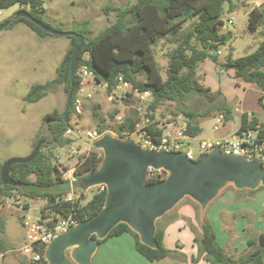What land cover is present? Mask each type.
I'll return each instance as SVG.
<instances>
[{"label":"trees","instance_id":"16d2710c","mask_svg":"<svg viewBox=\"0 0 264 264\" xmlns=\"http://www.w3.org/2000/svg\"><path fill=\"white\" fill-rule=\"evenodd\" d=\"M224 3L225 0H136L125 6L106 5L105 12L109 13L110 10H114L115 18L98 34H92L89 21H85L86 25L83 28L85 30L74 29L83 34L85 39L79 56V66L86 65L93 72L94 79L98 83L106 85L109 93L119 85V77L122 76L132 84L133 88L142 93L151 94L153 99L150 112H148L149 122L142 130L146 131L154 140H159L164 134V128L160 126L159 121H154V119L157 107L165 102L179 104V109L188 119L187 134L194 138L203 131L200 125L201 117L223 112L224 122L233 118V108L221 101L222 92L212 91L198 79V70L206 58L212 59L224 70H235L237 78L254 83L264 91V38L254 51L246 55L233 57L230 54L225 61L219 59L220 45L227 43L232 37V31L224 29L223 16L226 11L230 12L233 8L226 10ZM15 4L30 5L31 8L28 11L35 18L49 24L43 18L44 0H0V10ZM190 20L193 21L192 25L185 28V22ZM20 21L25 22L41 37L50 34L35 22L22 16L6 28H10ZM261 25H264V7L255 6L249 13V27L256 30ZM168 36L178 37L177 46L165 53L169 58V63L167 77L164 79L156 61L154 45L160 39ZM70 38V47L57 68L56 77L45 83H34L25 96L27 101L40 100L56 84L65 88L68 99L71 86L70 63L78 46V39ZM86 54L88 57L85 56ZM80 79L77 73L68 121H65L64 111H60L58 108L47 113L44 116V126L48 128L50 139L43 144L39 155L30 162L11 165L10 175L20 185L13 186L3 183L1 177L3 163L0 164V233H4L6 222L1 206L15 194L43 199L45 201L42 207L43 215L53 211L65 212V214L72 212L80 221L94 216L104 206L107 189H98L87 202H83L85 197L83 189L78 203L72 204L65 201L69 189L63 179V170L60 168V164L54 160L53 151L46 150L51 146L64 147L73 141L64 133L72 127L71 117L75 112L74 101L79 90ZM130 94L132 95V93ZM192 94L200 96L199 100L203 110L198 111L187 106ZM263 99L264 97H260V103L264 106ZM139 122L140 118L135 113L123 118L115 125V129L119 136L127 137L136 131ZM257 126L260 127L259 138L264 140V126L259 118L244 112L237 133ZM98 130L104 132L103 126L99 125ZM43 135L41 129L37 140ZM103 155L101 149L93 147L88 155L79 157L78 173L83 175L97 169L102 162ZM260 188L264 189V187ZM232 189L235 190L233 187ZM256 190L247 191L255 192ZM190 200L200 210L199 205L192 199ZM29 207V204L26 203L25 208ZM163 217L158 221L156 248L143 244L139 235L126 223L116 225L107 238L100 239L99 242L102 244L111 237L129 233L134 237L136 250L153 264L173 253L164 244L165 229L162 219L165 217ZM200 228V234L196 235L194 239L198 245L199 253L192 258L193 262H197L203 257L208 264H263L264 234L254 231L251 226L248 228L250 233L248 251L237 259L233 258L218 242L216 231L207 214L204 218H201L200 215ZM5 251L6 245L3 238L0 237V253ZM21 264H28V262L21 260Z\"/></svg>","mask_w":264,"mask_h":264},{"label":"rangeland","instance_id":"374dc122","mask_svg":"<svg viewBox=\"0 0 264 264\" xmlns=\"http://www.w3.org/2000/svg\"><path fill=\"white\" fill-rule=\"evenodd\" d=\"M135 1L44 0L43 18L53 28L64 31L75 28L82 30L85 28V21H89V28L94 31L92 34L96 35L115 18L114 10H110L109 13L105 12L106 5L125 6ZM227 6L228 9H233L230 12H225L223 21L226 23L232 19V24L224 29L231 30L232 37L227 43L220 45L219 59L221 61H225L230 54L233 57H240L254 51L264 38V25L259 26L256 30L249 27L250 11L255 6L264 7V0H229ZM30 8V5L15 4L1 9L0 23L14 16L19 10H30ZM192 23V20L185 22V28H189ZM177 37L162 38L154 45L156 61L164 79L167 77L169 63V58L165 53L177 46ZM70 41L69 36L49 34L41 37L23 21L17 22L10 28L0 30V164L11 157L29 155L37 142V136L41 129L44 133L43 136H46L47 140L50 139L48 128L44 126V116L55 108L60 111L65 110L67 102L65 88L56 84L48 90L46 96L35 102L27 101L25 96L34 83H45L56 77L57 68L70 47ZM85 56L88 57V54ZM199 71V81L209 86L212 91L214 88L226 90L227 97L221 91L222 102L232 106L239 104L236 83L240 78H237L232 70H224L212 59L206 58L204 66ZM220 79L231 80L233 86L227 89ZM87 92H91L92 97H84L81 111L74 112L71 117L73 130L71 138L73 141L64 147L46 148V150L53 151L54 160L60 164L62 170L64 167L74 166L82 151L95 147L94 142L106 133L119 136L115 125L126 116L137 113L140 118V128L149 119L151 94L123 97L118 88L113 99L109 100L107 88H102L95 83L87 88ZM199 97L198 94H192L187 106L198 111L203 110ZM179 107L176 102H165L157 107L158 111H156L155 117L164 119L168 115L183 113ZM203 123L205 130L192 138L189 141V146L182 149L183 151L191 149L197 159L201 154L200 143L213 133L216 118H206ZM99 125H102L104 129L102 137L95 140L87 136L88 130L98 129ZM164 132L167 135L171 129L165 127ZM98 189V186H94L85 190L83 202L89 201ZM228 189H232V187H227L225 190ZM184 201L191 200L185 198ZM26 203L29 204L30 210L25 208ZM44 204L43 199L29 198L20 194H15L3 203L1 207L6 222L4 233H0V237L3 238L6 251L1 255L0 264H18L20 258L27 259L21 252L26 239L23 225L24 216L35 213L42 214ZM196 209L201 215L199 208ZM249 226H252L251 222ZM133 240L130 242L120 236L109 238L99 245L92 264H151L135 249ZM177 252L173 251L172 255L154 264H190L183 253Z\"/></svg>","mask_w":264,"mask_h":264},{"label":"water","instance_id":"95a60500","mask_svg":"<svg viewBox=\"0 0 264 264\" xmlns=\"http://www.w3.org/2000/svg\"><path fill=\"white\" fill-rule=\"evenodd\" d=\"M228 3L229 0H225L226 10ZM21 16L35 22L50 34L78 39L70 63L71 86L64 110L65 121H68L84 36L74 30L53 28L26 9L19 10L0 23V30ZM137 138V135L123 138L106 133L94 142V146L103 151L102 162L97 169L81 175L76 184L83 190L105 185L107 193L104 206L94 216L79 222L46 246L48 264H92L100 245L99 240L107 238L119 223L128 224L143 244L156 248L158 220L185 198L199 205L201 218H204L208 206L227 187L236 190L264 187V164L259 155L248 158L215 148L198 159H190L183 150L145 148ZM46 141V136H41L29 155L6 160L1 168L3 183L20 185L10 175L11 165L34 160ZM150 168L163 169L166 176L150 182Z\"/></svg>","mask_w":264,"mask_h":264},{"label":"built area","instance_id":"2783aa9c","mask_svg":"<svg viewBox=\"0 0 264 264\" xmlns=\"http://www.w3.org/2000/svg\"><path fill=\"white\" fill-rule=\"evenodd\" d=\"M232 24V19H229L224 26L227 28ZM77 73L80 76L79 90L74 101L75 112L81 111V105L83 98H91V92H87V88L91 84H99L102 88L106 85L98 83L93 76V72L86 66L82 65L78 67ZM121 90L123 97L128 96L132 93L135 96H142L145 94L150 95L148 92L142 93L138 89L133 88L132 84L122 76L119 77V85L110 92L109 100H112L116 89ZM153 99V98H152ZM121 119V117L119 116ZM216 123L214 124V129H220L221 125L224 123V113L217 112L215 114ZM149 122V119L145 125ZM160 123L163 128L167 127L171 129L169 134H163L159 140H154L146 131H143L139 127H136V131L127 137L132 135L138 136V141L145 148H151L156 150H167V151H182L185 146H189V141L192 137L188 136V119L183 113H178L175 115H168L164 119H160ZM259 126L256 128H251L242 131L241 133H236L232 139H203L200 143L201 155L207 153L215 148H220L225 152L234 153L237 155H244L248 158H253L257 155L260 156L264 164V140L259 138ZM72 128H68L65 131V136L71 137ZM87 136L92 139H99L102 137L103 132L98 129L88 130L86 132ZM123 137V138H127ZM91 149H84L80 157H84L90 153ZM188 158L197 159L194 156L191 149L185 150ZM79 160V159H78ZM79 163L77 162L74 166H67L63 168V179L68 185V193L65 197V201H69L72 204H76L81 197V188L77 186V182L81 175L78 173ZM166 176V171L163 169L150 168L148 173V181H158ZM99 190L106 189L105 185H98ZM30 210V207L27 208ZM81 222L76 218L73 213L58 212L53 211L48 214L35 213L34 215L24 216L23 225L26 232L25 244L21 248L22 254L27 257L28 264H48L45 257L46 246L54 239H56L60 234L68 231L71 227L75 226Z\"/></svg>","mask_w":264,"mask_h":264},{"label":"crops","instance_id":"0c3cea01","mask_svg":"<svg viewBox=\"0 0 264 264\" xmlns=\"http://www.w3.org/2000/svg\"><path fill=\"white\" fill-rule=\"evenodd\" d=\"M205 62L206 59L201 63L199 70H201ZM199 70L197 74L200 76ZM229 70L235 73V70ZM220 81L223 80L220 79ZM223 83L227 89L233 86L231 80H224ZM203 85L206 86L205 84ZM236 85L238 88L236 92L239 96V104L230 105L233 108V118L224 122L218 130H215L213 125V133L205 139H232L237 133L244 112L249 113L250 116L254 115L259 118L264 126V106L260 103V97H264V91L256 84L241 79H239V81L237 80ZM218 89L219 88H214L213 91H222L227 97V92L224 88ZM156 111H158V109H156ZM215 114L216 113H211L210 115L200 118V125L203 131L205 130L203 121L209 117L215 118ZM154 121H159L160 123V118L155 117ZM263 213L264 189L262 188L255 192H249L247 190L236 191V189L224 190L212 201L206 211L207 217L216 231L218 242L236 259L248 251V240L250 238L248 228L250 222L252 223L251 227L254 231L264 234ZM162 225H164L165 229L164 244L167 248L175 252L178 251L177 253L179 254L183 253L190 264H208L203 257L197 262H193L192 260V258L196 257L199 253L198 245L194 239L201 231L200 215L194 203L182 200L175 209L167 213L166 217L162 219ZM119 236L130 242L134 239L129 233H124ZM2 254L3 253H0V258ZM21 260L27 261L26 258H20L18 264H21Z\"/></svg>","mask_w":264,"mask_h":264},{"label":"clouds","instance_id":"9594fccd","mask_svg":"<svg viewBox=\"0 0 264 264\" xmlns=\"http://www.w3.org/2000/svg\"><path fill=\"white\" fill-rule=\"evenodd\" d=\"M200 157V156H199Z\"/></svg>","mask_w":264,"mask_h":264}]
</instances>
